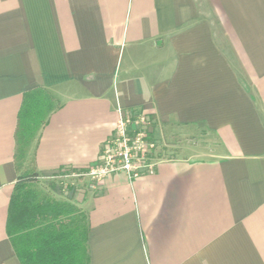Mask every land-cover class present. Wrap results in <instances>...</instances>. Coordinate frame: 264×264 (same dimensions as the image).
<instances>
[{
	"label": "crops",
	"instance_id": "1",
	"mask_svg": "<svg viewBox=\"0 0 264 264\" xmlns=\"http://www.w3.org/2000/svg\"><path fill=\"white\" fill-rule=\"evenodd\" d=\"M38 88L58 107L19 169ZM137 114L157 157L188 140L183 157L85 178ZM26 170L82 173L52 196L87 215L90 264H264V0H0V264H21L6 223Z\"/></svg>",
	"mask_w": 264,
	"mask_h": 264
},
{
	"label": "trees",
	"instance_id": "2",
	"mask_svg": "<svg viewBox=\"0 0 264 264\" xmlns=\"http://www.w3.org/2000/svg\"><path fill=\"white\" fill-rule=\"evenodd\" d=\"M57 107L43 89L23 95L15 135L19 169L39 129ZM39 182L34 170L21 173L9 201L6 230L20 263L90 264L87 215L74 204L40 190Z\"/></svg>",
	"mask_w": 264,
	"mask_h": 264
},
{
	"label": "built area",
	"instance_id": "3",
	"mask_svg": "<svg viewBox=\"0 0 264 264\" xmlns=\"http://www.w3.org/2000/svg\"><path fill=\"white\" fill-rule=\"evenodd\" d=\"M149 122L150 119L144 114L120 116L113 135L102 148L98 162L85 175L97 183L120 173L135 179L155 172L157 146L147 129Z\"/></svg>",
	"mask_w": 264,
	"mask_h": 264
},
{
	"label": "rangeland",
	"instance_id": "4",
	"mask_svg": "<svg viewBox=\"0 0 264 264\" xmlns=\"http://www.w3.org/2000/svg\"><path fill=\"white\" fill-rule=\"evenodd\" d=\"M150 124H151V120L147 126L148 131L150 130ZM191 140H192L191 142H193V138H191ZM174 144H176L177 146L176 147H169V146L174 145ZM184 144L188 145L189 141L185 140V142H183V141L175 140L174 143L171 142V143L165 145V149L168 150V152L167 153H161L157 157L158 160L159 159H180V158H182L183 153H181V152L183 149L180 146L181 145L183 146ZM81 175H82V173H80V172H70V171L64 170V171H61L58 174H56V176L52 180L40 181L38 184V188L40 190H42L43 192L52 195V191H54L52 188V184L55 187H59V188L64 189L65 187H68L72 181H76L79 179V177H83V175L82 176ZM84 177L87 179H90V177H88V176H84Z\"/></svg>",
	"mask_w": 264,
	"mask_h": 264
}]
</instances>
